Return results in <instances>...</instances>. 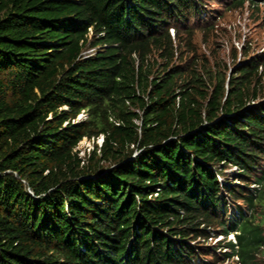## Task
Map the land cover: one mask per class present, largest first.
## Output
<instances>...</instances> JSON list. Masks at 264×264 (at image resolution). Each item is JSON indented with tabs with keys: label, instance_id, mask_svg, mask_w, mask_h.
<instances>
[{
	"label": "trees",
	"instance_id": "1",
	"mask_svg": "<svg viewBox=\"0 0 264 264\" xmlns=\"http://www.w3.org/2000/svg\"><path fill=\"white\" fill-rule=\"evenodd\" d=\"M207 2L0 0V264H264V55Z\"/></svg>",
	"mask_w": 264,
	"mask_h": 264
},
{
	"label": "rangeland",
	"instance_id": "2",
	"mask_svg": "<svg viewBox=\"0 0 264 264\" xmlns=\"http://www.w3.org/2000/svg\"><path fill=\"white\" fill-rule=\"evenodd\" d=\"M252 2L245 0L241 6H235L230 5L229 0H208L206 7L216 8L218 10L216 14L219 15L213 19V25H205L195 29L192 37L197 47V52L203 54L209 64L216 56V58L223 61L225 64L224 69L227 70L232 62L242 55L240 46L245 44H248L246 48L248 53L264 55V0ZM201 19L202 23L206 21V18ZM232 51H234L235 55L232 54ZM233 55L234 58H232ZM262 84L264 92V77L262 78ZM81 115L85 114L81 113L77 116ZM99 137L97 140L100 139ZM91 144L92 139L83 137L77 144L79 152L82 153ZM229 167L233 171L236 169L235 165ZM251 184L253 185L254 183L250 182ZM237 199L238 201L241 200ZM217 237H212L211 240L213 241ZM228 237H231V234ZM214 264H234V261L233 259H224Z\"/></svg>",
	"mask_w": 264,
	"mask_h": 264
},
{
	"label": "built area",
	"instance_id": "3",
	"mask_svg": "<svg viewBox=\"0 0 264 264\" xmlns=\"http://www.w3.org/2000/svg\"><path fill=\"white\" fill-rule=\"evenodd\" d=\"M81 113H82V112H81ZM81 113H79V114H81ZM99 136H100V137H99L100 139L98 140V142L100 143V142L102 141L103 138H102V135H99ZM96 138L98 139V136H97Z\"/></svg>",
	"mask_w": 264,
	"mask_h": 264
}]
</instances>
